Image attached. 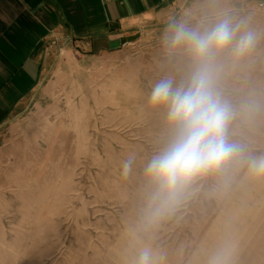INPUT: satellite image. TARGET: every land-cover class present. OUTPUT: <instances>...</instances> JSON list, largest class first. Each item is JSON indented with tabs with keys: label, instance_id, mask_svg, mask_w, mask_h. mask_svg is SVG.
Wrapping results in <instances>:
<instances>
[{
	"label": "rangeland",
	"instance_id": "374dc122",
	"mask_svg": "<svg viewBox=\"0 0 264 264\" xmlns=\"http://www.w3.org/2000/svg\"><path fill=\"white\" fill-rule=\"evenodd\" d=\"M260 4H172L111 51L44 45L40 85L0 124V264H131L129 233L142 227L153 190L145 168L174 135L167 107H153L151 92L164 80L179 87L193 70L184 48L167 45L174 23L203 32L228 17L256 34L243 59L234 62L230 51L218 57L216 88L237 109L253 107L229 136L264 155ZM138 235L161 264H207L224 245L234 264H264V181L231 169L197 178L173 213Z\"/></svg>",
	"mask_w": 264,
	"mask_h": 264
},
{
	"label": "clouds",
	"instance_id": "9594fccd",
	"mask_svg": "<svg viewBox=\"0 0 264 264\" xmlns=\"http://www.w3.org/2000/svg\"><path fill=\"white\" fill-rule=\"evenodd\" d=\"M174 31L165 37L170 50L184 48L193 70L186 83L173 88L171 80L157 83L150 96L153 107H167V121L174 130L168 145L145 168L152 187L142 218V227L131 230L130 243L135 248L131 264H161L162 256L142 244L138 232H148L161 219L173 213L187 187L197 178L233 170L243 171L247 179L264 181V155H256L248 146L232 140L229 128L241 114L251 117V105L237 109L216 88L220 66L226 51L233 61L246 57L257 42L254 32L244 23L224 18L203 32L183 23L170 25ZM242 28L244 30H242ZM131 161L125 163V174ZM233 249L224 245L213 252L207 264H232Z\"/></svg>",
	"mask_w": 264,
	"mask_h": 264
},
{
	"label": "crops",
	"instance_id": "0c3cea01",
	"mask_svg": "<svg viewBox=\"0 0 264 264\" xmlns=\"http://www.w3.org/2000/svg\"><path fill=\"white\" fill-rule=\"evenodd\" d=\"M186 0H0V124L40 85L42 47L115 50L149 20ZM261 5V4H260ZM264 8V5H262Z\"/></svg>",
	"mask_w": 264,
	"mask_h": 264
},
{
	"label": "bare ground",
	"instance_id": "6f19581e",
	"mask_svg": "<svg viewBox=\"0 0 264 264\" xmlns=\"http://www.w3.org/2000/svg\"><path fill=\"white\" fill-rule=\"evenodd\" d=\"M257 186H258V184H257ZM255 189V188H254ZM252 192V191H251ZM240 211V210H239ZM223 222V221H222ZM221 224V223H220ZM232 230V229H231ZM231 233V232H230ZM221 234V233H220ZM224 235H225V233H224ZM231 235V234H230ZM234 235V234H233ZM234 237V236H233ZM249 239V238H248ZM211 241V240H210ZM214 241V240H213ZM223 241V240H222ZM249 241H250V239H249ZM214 243V242H213ZM221 243H223V242H221ZM215 244V243H214ZM209 245V244H208ZM219 246V245H218ZM203 248V247H202ZM207 248V247H206ZM203 249H205V248H203ZM206 250V249H205ZM209 250V249H208ZM213 250H215V249H213ZM208 252V251H207ZM210 254V253H209ZM208 254V255H209ZM209 257V256H208ZM207 258V257H206ZM232 264H234L233 262H232Z\"/></svg>",
	"mask_w": 264,
	"mask_h": 264
},
{
	"label": "built area",
	"instance_id": "2783aa9c",
	"mask_svg": "<svg viewBox=\"0 0 264 264\" xmlns=\"http://www.w3.org/2000/svg\"><path fill=\"white\" fill-rule=\"evenodd\" d=\"M260 6H262V5H260Z\"/></svg>",
	"mask_w": 264,
	"mask_h": 264
}]
</instances>
